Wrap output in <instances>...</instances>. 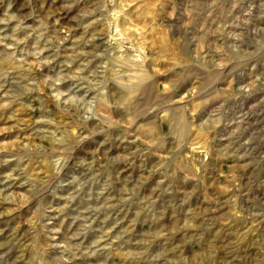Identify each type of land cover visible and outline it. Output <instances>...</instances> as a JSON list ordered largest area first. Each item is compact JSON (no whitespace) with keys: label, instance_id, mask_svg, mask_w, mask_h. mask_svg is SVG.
<instances>
[{"label":"rangeland","instance_id":"374dc122","mask_svg":"<svg viewBox=\"0 0 264 264\" xmlns=\"http://www.w3.org/2000/svg\"><path fill=\"white\" fill-rule=\"evenodd\" d=\"M0 264H264V0H0Z\"/></svg>","mask_w":264,"mask_h":264}]
</instances>
